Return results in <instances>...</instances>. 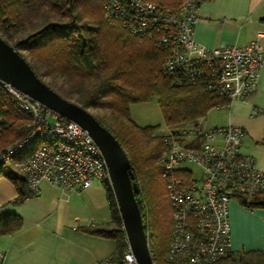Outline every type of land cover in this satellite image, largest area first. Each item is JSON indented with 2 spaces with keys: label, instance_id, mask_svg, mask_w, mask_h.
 Wrapping results in <instances>:
<instances>
[{
  "label": "built area",
  "instance_id": "2783aa9c",
  "mask_svg": "<svg viewBox=\"0 0 264 264\" xmlns=\"http://www.w3.org/2000/svg\"><path fill=\"white\" fill-rule=\"evenodd\" d=\"M199 4L183 0L167 7L152 0H102V11L131 35L155 40L166 52L164 71L175 82L204 84L227 100L216 107H227L232 100L247 99L257 87L264 62V30H257L255 38L242 46L208 48L194 38ZM0 84L32 121L27 135L0 153L1 168L13 156L26 153L17 168L30 193L37 192L42 181L69 191L109 180L98 145L79 124L45 109L9 84ZM255 113L253 109L251 116ZM202 122L198 118L190 126L168 128L161 134L160 176L172 219L167 257L179 264H218L235 253L230 202L245 207L254 195L264 194V170L241 149L245 129L233 124L205 129ZM125 241L121 255L106 257L99 264H138L126 237Z\"/></svg>",
  "mask_w": 264,
  "mask_h": 264
},
{
  "label": "trees",
  "instance_id": "16d2710c",
  "mask_svg": "<svg viewBox=\"0 0 264 264\" xmlns=\"http://www.w3.org/2000/svg\"><path fill=\"white\" fill-rule=\"evenodd\" d=\"M96 1L49 0L47 4H38L36 0H0V36L21 53L38 76L40 74L36 69V62L39 61L47 67L45 73H60L73 80L77 104L82 107L99 105L113 113L117 123L114 128H110L97 115L94 116L115 136L129 158L134 175L132 180L139 187L135 198L141 211L144 229L148 234L149 211L154 206L164 205V193L159 189L163 180L160 167L155 166L163 149V142L162 136L160 139L151 135L152 126H140L129 117V105L156 100L165 122L169 125L179 123L181 127L187 122L192 124L211 107L225 104L227 100L208 90L204 84L175 82L172 76L164 71L166 52L152 38L147 37L152 43L146 50L139 46L130 50L126 44L128 39L137 41L132 38L135 36L118 21L116 22L120 23L123 31L125 30L124 36L129 38L122 40L118 33L115 34L103 19L109 23L115 20L107 19L102 11V0L100 6ZM152 1L175 7L183 0ZM201 1L198 0L199 3ZM82 17L89 21L84 22ZM22 50L30 51V59L33 61L28 60ZM46 84L62 97L71 99V90L62 87L57 89L51 83ZM101 94L103 97L99 98ZM181 95L184 96V101L177 100ZM31 124V118L18 109L0 84V153L4 152L7 146L25 137ZM261 143L264 144V133ZM21 153L23 152L19 154ZM144 163L151 165L155 171L148 199L140 183L141 166ZM5 175L17 187V200L31 194L25 188L24 175L9 172ZM104 186L108 194L111 218L108 223L94 231L115 240L113 255L117 256L126 248L125 233L112 190L106 181ZM246 206L249 211L255 207L264 208V194L254 195ZM163 212L167 216L166 208L165 211L158 209L156 213L159 228L164 225ZM20 226L19 216L0 214V234L12 232ZM157 245L161 249L164 244L158 240ZM166 245V251L153 253L148 244L154 264H179L168 259L169 243ZM255 254L264 258L262 250L237 251L225 258L230 260V257H238L242 264H264V259L248 257ZM233 263L227 261L223 264Z\"/></svg>",
  "mask_w": 264,
  "mask_h": 264
},
{
  "label": "crops",
  "instance_id": "0c3cea01",
  "mask_svg": "<svg viewBox=\"0 0 264 264\" xmlns=\"http://www.w3.org/2000/svg\"><path fill=\"white\" fill-rule=\"evenodd\" d=\"M259 29L264 30V0H202L194 38L208 48L242 46L253 40ZM220 108L228 114L224 125L245 129L243 119L249 116L264 126V62L257 87L249 97L232 100L229 106ZM253 109L256 113L251 116ZM241 149L243 153L248 152L243 143ZM248 155L254 157L251 153ZM24 157L26 153L17 154L12 157L13 162L0 168V214H15L21 218L17 230L0 234V264H99L113 255L115 240L94 231L111 218L104 183L95 182L87 189L66 191L42 181L37 192L17 200V187L5 173L22 174L17 163ZM255 160L264 170V162ZM253 211L230 202L231 245L235 252L264 251V222L255 218ZM256 231L263 242L252 240Z\"/></svg>",
  "mask_w": 264,
  "mask_h": 264
},
{
  "label": "water",
  "instance_id": "95a60500",
  "mask_svg": "<svg viewBox=\"0 0 264 264\" xmlns=\"http://www.w3.org/2000/svg\"><path fill=\"white\" fill-rule=\"evenodd\" d=\"M0 81L38 101L45 109L79 124L98 145L105 160L110 188L122 220L125 237L138 264H154L135 194L129 158L115 136L76 102L59 95L31 68L27 60L0 36Z\"/></svg>",
  "mask_w": 264,
  "mask_h": 264
},
{
  "label": "rangeland",
  "instance_id": "374dc122",
  "mask_svg": "<svg viewBox=\"0 0 264 264\" xmlns=\"http://www.w3.org/2000/svg\"><path fill=\"white\" fill-rule=\"evenodd\" d=\"M48 1L49 0H36V2L38 4H42V3L47 4ZM96 2L99 3V6H100L101 0H97ZM167 7H170V6L168 5ZM81 20H83L84 22L89 21L84 17H82ZM103 21L108 25L109 28H112V30L115 31V34L118 33L119 37H121L122 40L129 38L128 36L127 37L124 36L125 30L123 31V28L120 26V23H117L116 21L113 23H109V22L105 21L104 19H103ZM132 38H134L137 41H132V40L128 39V42L126 45L130 50L134 49V48H138V46L141 48H144L146 50L147 48H149L150 43H152L145 36L144 37H141V36L133 37L132 36ZM21 52L25 55V57L28 60L30 59V57H31L30 51L22 50ZM32 58H34V57H32ZM30 60L33 61V59H30ZM36 63H37L36 69H37L38 73L40 74L39 77L45 83H51L57 89L62 87L65 90L66 89L71 90V96H70L71 99L70 100L73 102H76L77 94L75 92V87H74L75 82L73 80H70L66 75H63L60 73H57V74L45 73V70L47 67L39 61ZM161 64H162V62L160 63V66H161ZM102 97H103V94L99 95V98H102ZM183 98H184V96L181 95V96L177 97V100L184 101ZM85 108H87V110L89 112H91L93 115H97L99 118H101L105 124L109 125L110 128H114L116 122H115V119L113 118V113L110 111V109L104 108V107L99 106V105H97V106L96 105H88ZM129 112H130L129 117L138 125H140V126H152L153 130L151 132V135L153 137H155V136L160 137V139H161V134L164 131L169 130L168 128L180 126L179 123L169 125L165 122L162 111L160 109V106L158 105L156 100H152V101H148V102L132 103L129 105ZM232 113H233V111H232ZM201 118L203 120L201 126L205 129H207V128H211L213 126L224 125L228 120V114H227V111L224 110L223 108H217L216 106H214L213 108L206 111ZM201 118H199V119H201ZM123 120H128V119L123 118ZM185 125L190 126L191 124H189V122H187ZM243 125L245 126V129L247 132L246 135H244V138H243L244 141L242 142L243 148H245L248 151L245 153H247V154L251 153V155H253L259 163L264 162V144L261 143L263 133H264L263 124L258 122L255 117L253 118V117L246 116L243 119ZM146 140L151 142V140H149V139H146ZM161 157H162V151L160 153L159 158L155 162V166L160 167ZM190 165H191L193 170H196V166L194 164H190ZM141 170H142V172H141V177H140V180H141L140 183L142 186V191L146 195V198L148 199L149 198L148 194L150 193L149 187L151 186L152 180H154L153 176L155 174L154 173L155 171L153 170L151 165H148L145 163L142 164ZM106 183L110 186L109 180L106 181ZM160 186L161 187L159 189L164 193V199L162 198V200H163L162 202L164 203V205L163 206L159 205L158 207L157 206L152 207L151 210L149 211L148 215H147V220H148L147 221L148 222L147 239H148V244L151 246V249L153 250V253H155L159 250H161V252L166 251V250H164V247L168 246L166 244H168L170 242L171 227H172L171 206H170V202L168 201V199H166L164 182H161ZM165 208L167 210V216H166L165 212L162 213L164 225H161V227L159 228L156 213H157L158 209H163V211H165ZM253 210H254L252 212L253 216H255V218H260L264 222V208L255 207V209H253ZM254 226H256V224H254ZM158 240H160L161 244H164L163 247H161V249L158 248V245H157ZM252 240L255 243L263 242V239H262L261 235L259 234V231H256L254 234H252ZM243 256H246V255H243ZM260 256L261 255L255 254L253 256H248V257H251L253 259H256V258L259 259L260 258L261 260H263L264 258L260 257ZM230 258H231L230 260H226V258H224L223 260H221V262H219V264H223L227 261H229L231 263L234 262L233 264H242L240 262V260H238V257H235V258L230 257Z\"/></svg>",
  "mask_w": 264,
  "mask_h": 264
},
{
  "label": "bare ground",
  "instance_id": "6f19581e",
  "mask_svg": "<svg viewBox=\"0 0 264 264\" xmlns=\"http://www.w3.org/2000/svg\"><path fill=\"white\" fill-rule=\"evenodd\" d=\"M25 158V157H24ZM11 162H13V161H11ZM19 172V171H18ZM17 173V172H16ZM125 233V232H124Z\"/></svg>",
  "mask_w": 264,
  "mask_h": 264
}]
</instances>
